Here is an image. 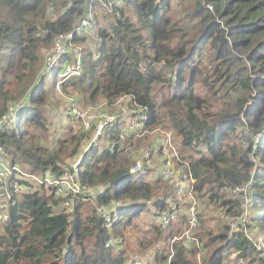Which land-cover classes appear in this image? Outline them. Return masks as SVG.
<instances>
[{
  "label": "trees",
  "instance_id": "1",
  "mask_svg": "<svg viewBox=\"0 0 264 264\" xmlns=\"http://www.w3.org/2000/svg\"><path fill=\"white\" fill-rule=\"evenodd\" d=\"M89 1L0 0V117L14 102H24L15 124L11 118L0 126V151L12 168L29 175L62 173L66 156H73L83 141L84 132L71 127L50 144L48 92L39 70L43 51L52 47L58 33L79 24ZM176 1L122 0L113 3L111 12L94 3L95 23L100 22L96 36L74 35L81 46V68L60 86L83 98L80 110L95 107L102 113L91 122L94 127L101 124L109 143L100 149L87 147L77 169L80 183L104 190L66 205L63 196L42 192L43 183L28 182L33 179L24 174L18 181L31 189L14 192L18 171L13 169L5 184L11 195L7 217H0V264H128L130 252L149 248L154 250L153 264H163L180 224H153L144 230L129 222L151 200L159 212L166 189L174 181L185 188L190 178L199 201L194 233L205 252L199 260L195 250L176 240L170 264H264V253L243 231L228 234L221 221L216 230L205 228L204 212H199L202 202L229 215L240 214V198L227 190L249 182L253 212L246 225H257L264 242V0ZM183 2L188 3L187 23L174 18ZM4 51H9L6 57ZM74 58L70 51L58 58L50 71L51 88ZM30 78H35L33 87ZM121 96L127 103L118 102ZM102 99L110 104L117 99L118 111L129 115L120 120L93 105ZM124 120L127 125L121 126ZM163 132L170 133V141L175 133L189 148L179 153L185 176L179 181L149 180L145 173L151 168L144 163L133 177L129 168L138 155L132 149L143 146V135L154 133L159 141ZM162 147L158 143L151 151L159 153ZM3 191L1 184L0 196ZM99 206L111 210V229ZM181 221L185 225L183 216ZM109 233L123 237L121 248L105 244ZM161 240L167 245H160ZM233 252L235 260L228 258Z\"/></svg>",
  "mask_w": 264,
  "mask_h": 264
},
{
  "label": "built area",
  "instance_id": "2",
  "mask_svg": "<svg viewBox=\"0 0 264 264\" xmlns=\"http://www.w3.org/2000/svg\"><path fill=\"white\" fill-rule=\"evenodd\" d=\"M122 0H90L88 3V8L86 10V14L80 19L78 25H76L73 29L67 31L66 33H58L53 39V45L50 49L47 50L46 55L43 56V64L40 67L39 73L41 75L49 73L53 67L58 62V58L62 54L67 51H70L74 55V61L67 62L64 69L58 72V75L61 80L67 78L70 75L79 73L81 68V47L77 43L74 42V35L76 33H85L86 30L88 32L95 30V19H94V11L93 5L94 3H98L105 11L111 12L113 9V3L120 4ZM96 36V35H95ZM124 103H127V99ZM24 105L23 101H17L13 105H11L8 111L0 117V126L4 123H8L11 118H16L18 110ZM70 114L76 119L82 121L84 128H89L92 126L91 119L95 116H101L102 113L99 109L89 107L86 111L80 110L76 103L71 104ZM100 125L96 126L93 129V137H98L100 133ZM172 153L177 158L178 155L176 151L172 148ZM142 154V157L138 156L134 163L131 164L129 170L130 172H138L143 169L144 163L149 164L151 162V151L145 147H141L139 149V153ZM179 160V157H178ZM79 161H75L71 164V169L66 170L63 169V172L56 175V176H48V175H29L27 173L22 172L16 166L12 168L7 162L5 155L0 151V185L2 184L4 187V191L0 196V217L6 218L5 207L8 204V200L10 199L11 195L5 189V184L7 180V174L11 173L13 169L16 170V180L12 184V190L14 192H19L21 190L28 191L30 190L29 184H21L18 181L20 175H26L27 177H31L33 180H28V182L36 181L38 183H43V187L46 186L47 189H50L49 192L54 194V196H63V203L68 205L70 202L75 201L77 197H93L102 191H96L95 187H87L84 184L80 183L78 180V169L77 164ZM178 173V169L174 168L171 164L170 160L167 159L164 167L161 169L160 177L164 180L170 179L174 177ZM194 182V179L190 178V185L188 187H182L181 184L178 187L179 197L176 201L171 202L170 206L167 209L160 210L156 217L158 219V224L161 226H167L169 222L179 221L182 218V212H185L183 216L186 220L185 225L181 232L176 235L173 234L170 240V244L168 246V260L165 261L163 264H170L169 260L171 255L173 254L172 244L174 241L178 240L185 245L188 250L191 247L196 245L200 249H204L199 242L196 234L194 233V229L197 225V212H198V200L192 193L191 187ZM249 182L237 186V187H229L227 190L228 195L233 197H238L241 200V196H246L250 198L249 191H248ZM183 201H187L185 204ZM119 203H116L115 210L118 209ZM102 212L106 220V225L108 229L110 228V221H111V210L108 209L107 206H99L98 207ZM217 215L222 218L223 220L227 221V229L228 234L233 233L235 231H243L248 238L253 242L255 247L259 250H262L264 253V242L263 237L261 234H253V229L246 225L247 214L246 210L243 208V211L240 214H237V220H228V216L225 212L218 209ZM109 238L106 240V245H110L113 248H121L123 243V237L121 236H114L109 233ZM166 243V241L161 240L159 242L160 245ZM167 245V244H166ZM203 250L197 252V256H199ZM154 254L153 249L146 250L140 253H133L127 257L126 262L128 264H153L152 256ZM235 256V253H230L229 256ZM228 256V257H229ZM239 263H242L241 259H238Z\"/></svg>",
  "mask_w": 264,
  "mask_h": 264
},
{
  "label": "rangeland",
  "instance_id": "3",
  "mask_svg": "<svg viewBox=\"0 0 264 264\" xmlns=\"http://www.w3.org/2000/svg\"><path fill=\"white\" fill-rule=\"evenodd\" d=\"M174 2L178 3L176 0H174ZM188 4V3H187ZM185 2H183L182 5H180L177 10H176V14L174 15V18L176 19H180V20H185V22L187 23L186 19L184 18V12H185V8L184 6H188ZM131 8H133V6L131 5ZM57 14V12H56ZM101 17V24H103V18H102V14H100ZM192 21H195V19H191ZM100 22L98 24H95V30L94 31H90L88 32V30L85 31V33H88L89 36H95V31L98 28ZM81 47V46H80ZM47 50L43 51V54L46 55ZM4 56L6 57L9 54V51H4L3 52ZM5 62V61H4ZM43 64V59H42V63L41 66ZM78 74V73H76ZM58 79V80H57ZM56 82H55V86L54 87H50V85L52 84V75L50 73L45 74L44 76V86L47 88V100L45 103V109L46 112L48 114V120L50 122L49 124V140H50V144L58 137L61 135H65L67 133V131L70 130L71 127H73L74 130H78V132H84V137H83V141L80 142L79 148L77 147V151L72 155L66 156V161L63 163V165L61 166L62 169H66L69 170L71 169V164H73L76 160L80 161L82 159V154L83 152L87 149V147H89L90 145L93 146H97L98 149H100L101 147H103L105 144L109 143V139H108V134L105 133V131L103 130L102 132L100 131L98 137H93V129L95 128L94 126H91L89 128H84L82 121H80L79 119L74 118L73 116L70 115V111L68 110L69 107L71 106L72 103H76V106L78 107V103L80 101L83 100V98L79 95V94H74L71 92H64L60 86V82L61 79L59 78V75L57 76ZM35 83V78H30L29 81V85L30 87H33ZM127 98L125 96H121L118 99V102H125ZM84 101V100H83ZM117 101V99L113 102V103H108L106 100L102 99L98 102H94L93 105L97 106L98 108H100L103 112H110L113 113L117 116L118 119H120L121 117H126L124 115H129L128 112L126 113H122L120 111H118V109L115 106V102ZM79 108V107H78ZM69 116H71L72 120L69 118ZM16 118L12 119L11 123L15 124ZM107 124L109 125L110 123L107 122ZM127 125V122H126ZM73 129L71 130V132H73ZM102 130V129H101ZM144 132V130H143ZM79 134V133H77ZM126 134H130V133H124L123 136H120V143H124V140L126 139V137H128V135ZM162 139L165 141V143L163 144V151L166 150L167 152H171L172 148L176 151V153L178 154V157L180 158L179 153H182V151H189V148L186 150V148H184L179 141V136H177L175 133L172 132V141H170V133L169 132H163V136ZM173 144V146H172ZM142 145L141 147H145L148 150L151 151V148L153 150H156L157 146H158V138L154 137V133H148L145 136L143 135L142 138ZM140 147V148H141ZM162 147V148H163ZM137 148H133L132 149V154L135 156L138 155L140 157H142V154H138L139 150L137 151ZM139 148V149H140ZM160 148V150L162 149ZM160 150H158L159 155H160ZM156 152L151 151V162L149 164V161L147 162V166L151 168V170L147 171V173H145V177L149 180H154L158 177H160L159 174V170L157 171L159 165V162L156 160V157H160L161 158V162L163 164L164 160H163V156H156ZM164 155V153H163ZM68 158V159H67ZM137 158V157H136ZM135 158V159H136ZM155 158V160H154ZM171 159V157H170ZM177 160V164L179 166L174 165L173 163H171L174 168L178 169V173L170 178L167 179L165 181L170 182V180L174 179L179 181L180 179H183L181 176H185V164L183 161H181L180 159H176ZM154 162V163H153ZM165 164H163V166L161 167V169L164 167ZM161 172V170H160ZM138 174L137 173H133V177H136ZM161 178V177H160ZM163 180V182H165ZM180 185V184H179ZM179 185H177V183L174 181L172 183V185H170V187H168V189H166V199H165V206L161 209H167L171 202H172V195H175L178 192V187ZM188 187V186H186ZM44 193L49 194V191H46ZM178 197V195H176ZM55 198V197H54ZM92 203L94 204V201H92ZM199 204V201H198ZM241 208H244L246 210V214H247V218L249 217V212L250 214L253 212V207H252V203L249 197L246 196H241ZM159 208L157 206H155L152 202V200L147 203L146 207L144 209H142V211L138 214V215H134L131 219V221L129 223H132L136 226H138L139 228H150L152 227L153 224H157L158 225V219L156 217V213L158 212ZM217 208L212 206V205H208V204H204V203H200L199 205V212H204V219H206L204 227L205 228H212L213 230H216L218 228V226H220V221H221V225H226L227 221L223 220L222 218H220L217 215ZM220 219H218L216 216ZM185 215V212H182V216ZM228 216V220L232 219V220H237V213L233 214V215H229ZM127 221V217H124L123 222ZM248 222V220H247ZM246 222V224H247ZM128 223V224H129ZM174 223H179L181 226V229L179 230V232L174 233L176 235H178L182 228H183V224L181 219L179 221H175ZM200 223L198 224L197 229L199 228ZM253 229V234H261L259 231V228L257 225L253 224L252 226H250ZM249 227V228H250ZM130 237V239H132V236H130V234L126 233L125 236L126 238ZM197 238L199 239L198 235H196ZM126 240V239H125ZM200 240V239H199ZM203 240H206V236H203ZM160 242V241H159ZM125 243V242H124ZM165 245L166 243L162 244V246ZM125 247V244H124ZM137 249V248H136ZM152 249V248H149ZM147 249V250H149ZM195 249V246L191 247L190 250ZM144 252V251H143ZM205 252V250L196 257L200 260L201 255ZM133 253H140L138 251H132L130 252V254ZM129 254V255H130ZM128 255V256H129ZM127 256V257H128ZM228 258H231L233 260H235V256H229ZM233 264H235V262H233Z\"/></svg>",
  "mask_w": 264,
  "mask_h": 264
},
{
  "label": "crops",
  "instance_id": "4",
  "mask_svg": "<svg viewBox=\"0 0 264 264\" xmlns=\"http://www.w3.org/2000/svg\"><path fill=\"white\" fill-rule=\"evenodd\" d=\"M15 103V102H14ZM13 103V104H14ZM12 104V105H13ZM124 117H121L120 118V120L121 119H123ZM126 125V120H124L123 121V123H122V125L121 126H125ZM128 133H131L130 131H128ZM158 143L159 144H164L165 143V141L161 138L159 141H158ZM163 149H164V147L162 148V150L160 151V155H159V153H156V156H163V160H164V162H163V164H165L166 163V160L167 159H169L170 160V162L171 163H173L174 165H176L177 164V160H176V158L174 157V154L172 153V151L171 152H167L166 153V150H164L163 151ZM163 153H164V155H163ZM170 157H171V159H170ZM154 160H155V158H154ZM156 160L159 162V167H158V169H157V171L159 170V174H160V170H161V167L163 166V164H162V160H161V158L160 157H156ZM154 163V162H153ZM177 166H179L178 164H177ZM95 188L94 189H96V191H99V190H101V191H103L104 190V188L102 187V186H94ZM42 188V192H46V190H49V189H47L46 188V186H44V187H41ZM47 194V193H46Z\"/></svg>",
  "mask_w": 264,
  "mask_h": 264
},
{
  "label": "clouds",
  "instance_id": "5",
  "mask_svg": "<svg viewBox=\"0 0 264 264\" xmlns=\"http://www.w3.org/2000/svg\"><path fill=\"white\" fill-rule=\"evenodd\" d=\"M95 34V33H94ZM50 73V72H49ZM47 74V73H46ZM42 75H40V77H41ZM43 76H45V74H43ZM70 76H72V75H70ZM69 77V76H68ZM60 78V77H59ZM66 79V78H65ZM64 80V79H63ZM63 80H61V81H63ZM71 115V114H70ZM79 163V162H78ZM172 236V235H171ZM122 237V236H121ZM166 241V240H165ZM199 242H200V244L202 245V242H201V240H199ZM195 246V249H193V250H195V256H196V254H197V252L198 251H200V250H205V248L204 249H200V248H198L196 245H194ZM169 249V248H168ZM193 250H188V251H193Z\"/></svg>",
  "mask_w": 264,
  "mask_h": 264
}]
</instances>
